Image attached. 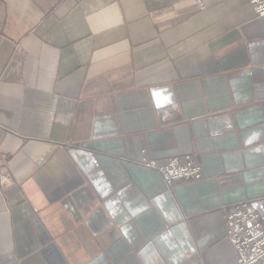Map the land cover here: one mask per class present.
<instances>
[{
	"label": "crops",
	"instance_id": "obj_1",
	"mask_svg": "<svg viewBox=\"0 0 264 264\" xmlns=\"http://www.w3.org/2000/svg\"><path fill=\"white\" fill-rule=\"evenodd\" d=\"M192 155L203 177L167 184ZM0 264H237L264 222V15L250 0H0Z\"/></svg>",
	"mask_w": 264,
	"mask_h": 264
},
{
	"label": "built area",
	"instance_id": "obj_2",
	"mask_svg": "<svg viewBox=\"0 0 264 264\" xmlns=\"http://www.w3.org/2000/svg\"><path fill=\"white\" fill-rule=\"evenodd\" d=\"M250 2L256 13L263 16L264 0ZM144 164L157 169L169 185L180 179L195 180L203 177L202 165L190 154L173 156L159 164L144 159ZM12 182L10 172L0 173L1 186H9ZM226 224L227 236L238 252L237 264H264V222L256 206L249 200L233 205L227 213Z\"/></svg>",
	"mask_w": 264,
	"mask_h": 264
}]
</instances>
